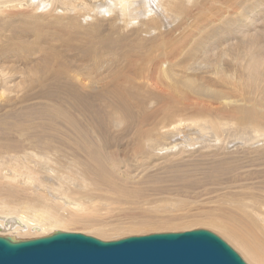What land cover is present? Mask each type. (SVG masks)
I'll return each mask as SVG.
<instances>
[{
	"label": "bare ground",
	"instance_id": "6f19581e",
	"mask_svg": "<svg viewBox=\"0 0 264 264\" xmlns=\"http://www.w3.org/2000/svg\"><path fill=\"white\" fill-rule=\"evenodd\" d=\"M166 182L214 191L196 224L264 264V0H0V236L175 229L99 223Z\"/></svg>",
	"mask_w": 264,
	"mask_h": 264
},
{
	"label": "water",
	"instance_id": "95a60500",
	"mask_svg": "<svg viewBox=\"0 0 264 264\" xmlns=\"http://www.w3.org/2000/svg\"><path fill=\"white\" fill-rule=\"evenodd\" d=\"M0 264H247L207 230L102 241L74 232L31 240L0 236Z\"/></svg>",
	"mask_w": 264,
	"mask_h": 264
},
{
	"label": "rangeland",
	"instance_id": "374dc122",
	"mask_svg": "<svg viewBox=\"0 0 264 264\" xmlns=\"http://www.w3.org/2000/svg\"><path fill=\"white\" fill-rule=\"evenodd\" d=\"M204 11H202L201 13H203ZM196 14H195V16L197 15V12H195ZM194 16V15H193ZM195 16H194V18H195ZM192 23V22H191ZM206 143V142H205ZM207 143H211V141H207ZM206 143V144H207ZM214 144V143H213ZM212 144V145H213ZM198 147H197V146ZM195 145V147L193 146V147H190V148H187L186 150H185V153L183 152L182 154H183V156L181 155V154H179V152H178V154H177V157L178 156H181V157H178V158H182V157H184V158H182L181 160H187L188 158H198V157H200L199 156V152H202V150L203 151H211L210 149L211 148H208V149H206V148H202L203 146L200 144V145H198V144H196ZM220 146V145H219ZM197 147V148H196ZM196 148V149H195ZM197 149H199V150H197ZM205 149V150H204ZM187 150H189V151H187ZM177 151V150H176ZM224 151H227V150H224ZM166 151H163V153H165ZM174 151H172L171 150V152L169 151V152H167V153H165V154H167L168 156H170L172 153H173ZM186 152H187V154H188V152H189V154L190 153H192L193 152V154H190V155H186ZM195 153V154H194ZM164 154V155H165ZM176 154V153H175ZM196 154H197V156H196ZM173 155V154H172ZM192 155V156H191ZM195 155V156H194ZM187 158H186V157ZM188 156H191V157H188ZM176 157V156H175ZM176 157V158H177ZM177 158V159H178ZM199 160H201L202 159V157L201 158H198ZM197 159V160H198ZM187 168V167H186ZM191 168H193V166L192 167H190V169H189V167L186 169V170H188V172H189V170H190V172L189 173H191V175H193L194 176V174L196 175V178H197V176H199L198 178L199 179H201V178H203V176H204V173L200 170L199 171V173L197 172L198 170L197 169H195L196 170V173H193L192 174V172H195V170H194V168H193V170H191ZM202 169V168H201ZM203 170V169H202ZM192 171V172H191ZM158 172H160L161 173V170L160 171H158ZM134 173V172H133ZM136 173H138V170L134 173V175L136 174ZM136 176H141V170H140V175L139 174H136ZM202 176V177H201ZM201 177V178H200ZM207 182V181H206ZM202 183V182H201ZM205 183V182H204ZM203 184V183H202ZM205 185H209V186H204V184H203V186L205 187V188H207L208 187V190H209V188H210V190H213L212 188L214 187V185L212 184V183H210V182H207V183H205ZM212 185V186H211ZM165 186H166V188L168 187V189H170V192H169V190L168 189H166L165 188ZM165 186H164V189H166L165 191H163V192H158V191H160V190H156L157 192H154L155 190H152V191H148L147 193V195L149 196V197H147L148 198V200H146L147 201V203H146V201L145 202H141L140 204L142 205H134V207L132 208V209H130V210H128V206H126V205H123V206H119V207H117L116 208V206H114V211H113V207H110V208H112L110 211L111 212H105V211H101L100 210V213L99 214H101L100 215V217H99V223L100 222H103L105 225H107V228H109L108 226H111L112 225V227L113 226H116V225H120V226H122V228H125V227H129L133 222H137V221H141L140 219H141V216H142V214H143V211H141L142 209H150L151 211H149V212H146L145 213V218H146V220L151 224V225H153V222H154V224L155 225H153V229H155V226H156V222H157V228H159V222H162V220L164 221H166V220H168V219H171V220H173V222L174 223H172V224H169V225H167L166 227H173L174 226V228L175 229H166V230H169V231H167L166 232V230H158V232H156L157 230H155V232L153 231V232H149V233H145V234H126V235H124V236H120L119 238H113V239H110V240H106V241H112V240H119L120 238L121 239H123V238H127V237H130V236H146V235H150V234H156V233H178V232H185V231H191V230H207V231H209V232H211V230H208V229H204V228H202L203 226H201L199 223H197L196 224V222H195V220H198V219H200V218H202V217H204V215H205V211H208L209 210V208H210V204H209V202H210V200H209V197H211L210 199H211V201H212V199H214V196H215V192L214 191H211V192H209L208 190H206L204 187H192V188H190V189H187V188H185V189H182L179 185H176V184H173L172 182H166L165 183ZM198 186V185H197ZM199 186H200V184H199ZM202 186V185H201ZM202 189L204 190V191H202ZM163 190V189H162ZM161 190V191H162ZM196 192V193H195ZM150 193V194H149ZM203 193L205 194V195H203ZM211 194H213V196H211ZM206 196V197H205ZM165 197H169V198H174V199H178V200H184L185 201V204L184 205H181V206H169V207H165L164 209H160L159 208V205H160V200L161 199H163V198H165ZM205 198L207 199V201L205 200ZM202 199V200H201ZM209 200V201H208ZM202 201V202H201ZM206 201V202H205ZM199 202V203H198ZM203 203H205L206 205L204 206V204ZM201 204V205H200ZM203 205V206H202ZM135 206H136V209H135ZM139 206V207H138ZM137 207H138V209H137ZM140 208V209H139ZM130 211V212H129ZM140 212V214H138ZM138 215L140 216L139 218H138ZM95 222H97V221H95ZM196 224V225H195ZM199 224V225H198ZM91 225V224H90ZM89 225V226H90ZM156 228V229H157ZM59 229H57V231L56 232H59L58 231ZM53 231V230H52ZM163 231V232H162ZM70 232V231H69ZM37 233H39V232H37ZM212 233L213 234H215V235H217L214 231H212ZM54 234V233H53ZM47 236H51L50 234H48ZM87 236V235H86ZM89 236V235H88ZM217 236H219V235H217ZM24 237V236H23ZM22 236L20 237V236H18V238H19V240H31V239H34L35 237H28V236H26V237H28V238H26V237H24L23 238ZM46 237V236H45ZM92 237V236H91ZM18 238H16V239H18ZM22 238V239H21ZM30 238V239H29ZM95 238V237H94ZM219 238H221L220 236H219ZM222 240H224L223 238H222ZM225 241V240H224ZM231 248H233L227 241H225ZM234 249V248H233ZM236 251V250H235ZM237 253H238V251H236ZM239 254V253H238ZM239 256L240 257H242L240 254H239ZM243 259V258H242ZM245 261V260H244Z\"/></svg>",
	"mask_w": 264,
	"mask_h": 264
}]
</instances>
